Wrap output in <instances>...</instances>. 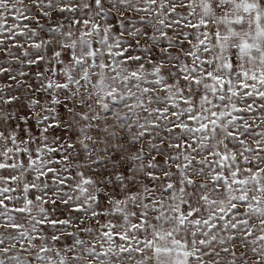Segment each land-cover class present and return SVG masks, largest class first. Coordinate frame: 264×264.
<instances>
[{"label": "snow or ice", "instance_id": "1", "mask_svg": "<svg viewBox=\"0 0 264 264\" xmlns=\"http://www.w3.org/2000/svg\"><path fill=\"white\" fill-rule=\"evenodd\" d=\"M0 264H264V0H0Z\"/></svg>", "mask_w": 264, "mask_h": 264}]
</instances>
